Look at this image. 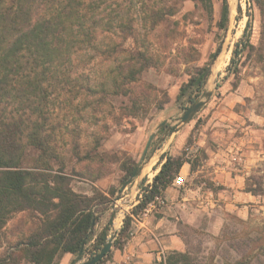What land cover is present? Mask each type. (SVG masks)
Returning <instances> with one entry per match:
<instances>
[{
  "label": "trees",
  "instance_id": "16d2710c",
  "mask_svg": "<svg viewBox=\"0 0 264 264\" xmlns=\"http://www.w3.org/2000/svg\"><path fill=\"white\" fill-rule=\"evenodd\" d=\"M183 1L0 0V264H57L64 254L77 255L83 242V254L89 257L101 249L105 231L92 241L91 221L93 217L98 221L109 209L118 189L109 188L108 196L95 188L90 196L73 190L76 177L92 183L97 179L87 175L93 157L91 152L80 154V126L75 121H82L83 114L97 120L110 104L108 98H127L130 103H121L118 117H135L144 111L132 85L143 72L157 67V59L145 41L179 12ZM190 1L211 17L212 0ZM220 2L217 28L223 31L229 9L227 0ZM254 2L263 12V5ZM133 23L144 30L143 38L135 36ZM128 40L135 46L124 47ZM246 49L254 47L244 35L235 44L233 55ZM80 56L100 58L104 66L101 75L83 79L73 66ZM232 63L233 59L227 71ZM207 70H186L187 80L175 97L178 104L195 103ZM238 73L235 68L234 77ZM167 101L164 93L156 110L161 111ZM112 109L110 115L116 119ZM70 118L71 128L67 124ZM95 143L94 153L99 140ZM68 156L75 164L86 161L87 166L82 171L75 166L68 170ZM184 163L189 164L190 172L195 170V162L182 156H161L152 181L146 184L143 179L139 183V203L130 213L137 215L155 198H161ZM135 166L130 158L120 163V186ZM246 191L260 194L250 187ZM18 214H23L21 225L15 227L18 236L9 240L8 236H15V229L11 231L8 225ZM129 228L130 217L125 215L114 249L123 247ZM184 241V252H169L157 264H207L200 262L198 253ZM242 245L244 249L227 244L226 254L231 250L236 258L222 264H264V223L257 236ZM109 256L97 264H105Z\"/></svg>",
  "mask_w": 264,
  "mask_h": 264
},
{
  "label": "rangeland",
  "instance_id": "374dc122",
  "mask_svg": "<svg viewBox=\"0 0 264 264\" xmlns=\"http://www.w3.org/2000/svg\"><path fill=\"white\" fill-rule=\"evenodd\" d=\"M258 1L264 8V0ZM227 3L229 21L224 39V30L220 31L217 28V22L220 19V0H212L211 17L192 1L184 0L175 16L159 25L148 35V41H145V44L150 52L155 55L157 67L143 72L140 79L132 85L134 94L139 99L140 108L146 110V113L141 111L135 117L126 115L118 117L120 111L117 109L121 103L127 105L130 103L127 98H108L107 101L110 104L106 105L104 110L99 113L97 120L90 119L86 114H83L82 121L79 119L75 121L80 126V154L91 152L93 157L92 163L87 167L89 171L87 175H91L93 178L97 177L93 183L87 179L76 177L72 182V188L75 192L90 196L95 188L108 196L109 188L114 187L119 190L122 186L119 183L122 177V172L119 169L120 163L125 158H130L137 164L149 135L154 134L141 164L143 170L137 180L140 182L143 179L152 178L160 163L161 156H182L186 160L195 162L197 173L190 176L189 179L186 178V182L184 181V184L179 187L180 193L184 195L196 191L198 193L196 197L200 198L198 202L204 200L205 193L207 195L210 193L215 203L207 206V208L211 207L209 210H218L220 202L215 197V193L219 187L213 186L206 174L207 146L201 144V137L205 132L203 126L207 121V104L221 103L225 88L232 92L242 85V89L239 91L242 96L241 103L244 106L264 109V11L261 12L257 8L254 0H227ZM238 8L241 10L240 13ZM133 24L135 36L140 39L143 38L144 30L139 24ZM247 24L248 27L246 28ZM244 35L254 49L251 51L246 49L234 56L235 44L240 39H244ZM222 39L223 44L219 56L211 65V55L213 56ZM134 46L132 40H128L124 44L126 48ZM231 59H233V63L230 70L227 71ZM73 66L78 73L84 76L83 79L85 77H99L104 70L100 58L89 60V56H80L73 63ZM203 67L211 69V73L204 82L201 92L197 93L195 102L202 99L208 90L213 92L212 96L190 121L192 123L189 122L191 127L188 131L180 134L174 132V129L179 125L180 117L192 105L186 102L180 104L176 102L175 97L178 89L187 80V71L192 72ZM235 68L239 71L237 77L233 75ZM164 93L167 94L168 101L163 105L161 111H157L156 105L163 100ZM231 102L229 100L226 103ZM240 107L239 104L235 106L236 109H240ZM112 108L116 111L114 115L117 116L116 119L110 115V112L113 111ZM71 122L70 118L67 122L69 128L72 126ZM162 122L165 123L158 128ZM184 126L186 125L181 126V128ZM95 140H99V143L97 151L94 153L92 148L96 144ZM67 159L68 170L71 166H75L77 171H82L87 166L86 161L75 164L69 156ZM263 181L264 175H249L245 180V189L247 187L257 189L262 194ZM134 184L124 189L122 198L118 201L125 202L128 194L132 195V202L139 199L140 190L135 193L138 188L137 184ZM110 212L109 206L106 213ZM103 213L100 214L98 220L103 217ZM124 216L125 214H123V218ZM22 217L23 214L16 215L9 223L8 229L11 228L12 231L17 225L19 227L22 223ZM105 218L104 216L103 219ZM223 219V226L217 235L212 233L213 227L209 225L208 214L207 225L203 221L196 228L180 224L181 235L187 241L188 247L195 254L198 253L200 262L222 264L226 260L232 261L236 255L231 250L226 254L227 244L239 245L244 249L242 243H246L248 239H253L262 228L259 222L244 221L231 214L225 215ZM118 228H114L115 231ZM12 233L15 236H8L9 240H15L18 236V234L16 235L17 229ZM91 243L92 241L87 246L89 247ZM0 251H2L1 248ZM88 258V255L83 254V260Z\"/></svg>",
  "mask_w": 264,
  "mask_h": 264
},
{
  "label": "crops",
  "instance_id": "0c3cea01",
  "mask_svg": "<svg viewBox=\"0 0 264 264\" xmlns=\"http://www.w3.org/2000/svg\"><path fill=\"white\" fill-rule=\"evenodd\" d=\"M240 89L242 85L232 92L225 88L221 103L207 104V121L203 126L205 132L201 137V144L207 146L206 174L213 186L219 187L215 193L220 202L218 210L201 206L196 191L182 195L180 188L172 183L163 191L161 204L156 210L133 215L130 213L131 209L139 203V199L132 202V195L128 194L125 202H116L118 212L113 224V228L119 227V231L123 214L129 215L128 237L121 249H114L112 244L105 264H157L169 252H184L186 244L180 232V224L196 228L203 221L207 225V214L209 225L213 227L211 232L215 235L220 232L223 217L227 214L263 225L264 181L263 193L253 195L246 191L245 180L249 175H264V109L244 106L240 101ZM229 100L232 102L226 103ZM236 104L241 106L240 109L235 108ZM190 123L177 133L188 131ZM238 152L242 162L234 163L231 158ZM164 160L165 158L161 163ZM159 166L160 163L154 175ZM196 173L195 170L190 172L189 164L184 163L177 176H181L186 182L187 177L189 179ZM154 175L146 180V184L152 181ZM140 182H134L138 188L135 193L139 190ZM204 195L203 201L207 202V193ZM110 213L105 211L103 217L106 218L101 217L95 222L92 241L103 229L105 231ZM75 259L76 255L64 254L57 264H71Z\"/></svg>",
  "mask_w": 264,
  "mask_h": 264
},
{
  "label": "water",
  "instance_id": "95a60500",
  "mask_svg": "<svg viewBox=\"0 0 264 264\" xmlns=\"http://www.w3.org/2000/svg\"><path fill=\"white\" fill-rule=\"evenodd\" d=\"M228 21H229V16H228V19H227L226 24H225L223 39L225 38L226 33H227ZM223 39L220 41V43L218 44L217 48L215 49V51L213 53L211 65L214 64L216 58L219 56V53H220V50H221V47L223 44ZM210 73H211V69H208L206 74L203 76V82H206L207 77L209 76ZM212 93L213 92L211 90L206 91L204 93L202 99L198 100L197 102H195L194 104H192L191 106H189L185 110V112L180 117L179 125L174 129V132L179 131L181 126L186 125L187 123H189L193 119V117L208 103V101L210 100V98L212 96ZM164 123L165 122H162L161 124H159L158 128L161 127ZM153 136H154V134L149 135L148 140H147L145 147L143 149V152L140 156V159L137 162L132 174L128 177V179L120 187V189L118 190V192L116 193L114 198L112 200H110L111 213H110V217L108 220V224L105 228L104 243H103L101 249L92 257H89L88 259L83 260V250H84V242H83L81 244L80 251L76 255L75 262H73L71 264H97L98 262L103 260L106 257V255H108V253L110 252L113 241L115 240V237L118 233V231H115V229L113 228L114 220H115L117 212H118V210L116 209V202L122 198V194H123L124 189H126L130 185H133L134 182L137 181V177L139 176V174L143 170V166L141 164L144 160V157H145L146 152L149 148L150 142L153 139ZM94 224H95V217L92 218L91 226H90V232L93 231Z\"/></svg>",
  "mask_w": 264,
  "mask_h": 264
},
{
  "label": "built area",
  "instance_id": "2783aa9c",
  "mask_svg": "<svg viewBox=\"0 0 264 264\" xmlns=\"http://www.w3.org/2000/svg\"><path fill=\"white\" fill-rule=\"evenodd\" d=\"M232 161L234 163H241L242 162V158H240V154L239 153H234L232 156ZM175 186H182L184 184V179L181 176H176L172 182ZM206 200L207 202L201 201L199 202V204L201 206H210L213 205L215 203V200L212 196V194H208L206 196ZM161 204V199L160 198H155L153 201H151L144 209H143V213H148V212H152L153 210H156Z\"/></svg>",
  "mask_w": 264,
  "mask_h": 264
},
{
  "label": "bare ground",
  "instance_id": "6f19581e",
  "mask_svg": "<svg viewBox=\"0 0 264 264\" xmlns=\"http://www.w3.org/2000/svg\"><path fill=\"white\" fill-rule=\"evenodd\" d=\"M225 59V58H224ZM218 62V61H217ZM219 68V67H218Z\"/></svg>",
  "mask_w": 264,
  "mask_h": 264
}]
</instances>
